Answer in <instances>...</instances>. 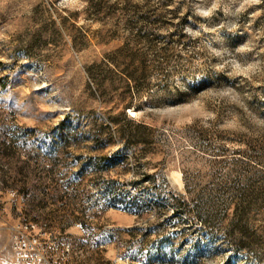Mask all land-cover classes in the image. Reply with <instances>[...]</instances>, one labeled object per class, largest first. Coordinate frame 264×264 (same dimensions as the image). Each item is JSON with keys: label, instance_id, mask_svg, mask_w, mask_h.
I'll list each match as a JSON object with an SVG mask.
<instances>
[{"label": "rangeland", "instance_id": "374dc122", "mask_svg": "<svg viewBox=\"0 0 264 264\" xmlns=\"http://www.w3.org/2000/svg\"><path fill=\"white\" fill-rule=\"evenodd\" d=\"M29 222L49 264H264V0H0V264Z\"/></svg>", "mask_w": 264, "mask_h": 264}, {"label": "built area", "instance_id": "2783aa9c", "mask_svg": "<svg viewBox=\"0 0 264 264\" xmlns=\"http://www.w3.org/2000/svg\"><path fill=\"white\" fill-rule=\"evenodd\" d=\"M43 234L37 224L29 222L14 228L11 238V250L14 255L13 264H49L43 255H48ZM60 247H55L58 251ZM62 255H70L69 249L61 251Z\"/></svg>", "mask_w": 264, "mask_h": 264}, {"label": "trees", "instance_id": "16d2710c", "mask_svg": "<svg viewBox=\"0 0 264 264\" xmlns=\"http://www.w3.org/2000/svg\"><path fill=\"white\" fill-rule=\"evenodd\" d=\"M107 74L108 75H113V74H115V72L112 70V69H110V68H108V70H107ZM134 108V109H138V107H134L133 105H132V103H128V104H126V105H124L123 106V111H124V114L126 115V111L128 110V109H131V108ZM130 123L132 124L133 122L132 121H130ZM136 128V131H142V130H146L147 128L143 125V124H137L136 126H135ZM131 139H135L136 140V142H143V140L144 139H142V137H140L139 135H132L131 137H130Z\"/></svg>", "mask_w": 264, "mask_h": 264}]
</instances>
